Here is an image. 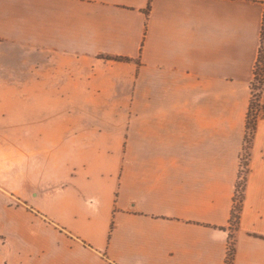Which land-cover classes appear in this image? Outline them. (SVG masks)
<instances>
[{
    "label": "crops",
    "instance_id": "0c3cea01",
    "mask_svg": "<svg viewBox=\"0 0 264 264\" xmlns=\"http://www.w3.org/2000/svg\"><path fill=\"white\" fill-rule=\"evenodd\" d=\"M263 17L264 0H0L18 111L1 128L33 145L0 177V264H264V116L226 261Z\"/></svg>",
    "mask_w": 264,
    "mask_h": 264
},
{
    "label": "rangeland",
    "instance_id": "374dc122",
    "mask_svg": "<svg viewBox=\"0 0 264 264\" xmlns=\"http://www.w3.org/2000/svg\"><path fill=\"white\" fill-rule=\"evenodd\" d=\"M263 36H264V25H263ZM261 38L260 49L258 53V62L254 68V78L250 83V97L249 104L245 118V130L242 142V148L238 157V167L237 174L234 184V191L232 197V208L231 215L227 227L228 242L226 247V254L231 253L232 249V237L234 231L237 227L241 203L243 199L244 192V182L245 175L247 171V161H248V150L254 135L256 120L258 117L264 116V104L260 100V95L264 86V37ZM31 85V82L29 83ZM3 82H0V90L2 89ZM31 89V87H30ZM6 100L0 98V177L11 174L10 171L15 172L19 169L21 171L27 172L26 163L31 167L33 164L32 151L33 145L28 142L27 139L31 140L32 130H18L16 128L4 129L1 128L3 125L16 126V121H18L16 113L17 106L15 104L16 98L8 99L12 105L6 106ZM28 100V99H26ZM32 99H29L31 102ZM26 118L32 117L31 110L28 108L26 110ZM31 121V120H29ZM246 123L247 127H246ZM252 124H254V130H252ZM23 137H25V144L23 143ZM24 144V145H23ZM4 171H8V175L3 174ZM1 179V178H0ZM11 179V178H10ZM16 180V179H15ZM228 256L226 261L228 260Z\"/></svg>",
    "mask_w": 264,
    "mask_h": 264
},
{
    "label": "trees",
    "instance_id": "16d2710c",
    "mask_svg": "<svg viewBox=\"0 0 264 264\" xmlns=\"http://www.w3.org/2000/svg\"><path fill=\"white\" fill-rule=\"evenodd\" d=\"M263 25H264V17H263V22H262V26H261V35H260V38H262V36H263ZM264 37V36H263ZM258 62V58H257V61H256V63ZM256 66V65H255ZM255 68V67H254ZM247 124L248 123H246V127H247ZM252 130H254V124H252ZM231 255V253H229V254H227V256H228V258H229V256ZM227 256H226V258H227Z\"/></svg>",
    "mask_w": 264,
    "mask_h": 264
}]
</instances>
